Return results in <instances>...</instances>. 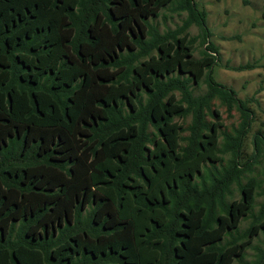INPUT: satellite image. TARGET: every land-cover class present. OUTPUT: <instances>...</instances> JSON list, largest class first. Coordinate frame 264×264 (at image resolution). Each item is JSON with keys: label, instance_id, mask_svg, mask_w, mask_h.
<instances>
[{"label": "trees", "instance_id": "1", "mask_svg": "<svg viewBox=\"0 0 264 264\" xmlns=\"http://www.w3.org/2000/svg\"><path fill=\"white\" fill-rule=\"evenodd\" d=\"M174 1L186 18L160 32L151 19ZM209 35L194 0H0V264L243 262L264 230V160L263 180L241 183L252 112L213 77ZM252 142L262 153L264 134Z\"/></svg>", "mask_w": 264, "mask_h": 264}, {"label": "rangeland", "instance_id": "2", "mask_svg": "<svg viewBox=\"0 0 264 264\" xmlns=\"http://www.w3.org/2000/svg\"><path fill=\"white\" fill-rule=\"evenodd\" d=\"M199 10L206 12V27L210 33L208 40L218 49V59L212 67V75L216 81L226 87L235 90L236 97L247 100V106L251 110V123L246 131L241 146L239 162L241 167L250 165L251 169L245 170L240 181L245 183L249 178L262 181V166L264 160V147L259 155L254 151V134L261 131L264 134V0H194ZM177 1L162 8L159 15L151 19L159 29L164 32L181 25L186 18L185 10H176ZM190 36H195L193 57L202 55V50L207 43H201L200 28L192 24L188 28ZM252 63L253 68L236 70L240 64ZM194 95L203 93L206 84L200 81L192 84ZM212 108H216L224 123V129L232 131L239 126L240 113L236 108L230 112L226 110L219 100H214ZM207 119L212 118L207 115ZM181 122V119H175ZM185 126L190 122V116L184 120ZM188 132L184 131L183 135ZM222 141V138H220ZM224 159L229 154H223ZM226 160H224V164ZM217 166H220L218 163ZM206 183L209 182L207 176ZM264 183L262 184V187ZM261 190V189H258ZM232 195L229 199H238L240 196L238 185L231 186ZM263 196H257L253 209V215L241 221L238 235L252 223L255 216L259 214L260 203ZM231 240L227 235L225 241ZM262 260L264 264V230L255 235L246 250L243 262L234 261V264H259Z\"/></svg>", "mask_w": 264, "mask_h": 264}, {"label": "flooded vegetation", "instance_id": "3", "mask_svg": "<svg viewBox=\"0 0 264 264\" xmlns=\"http://www.w3.org/2000/svg\"><path fill=\"white\" fill-rule=\"evenodd\" d=\"M22 226L19 225V224H16L14 226V230H13V233H12V237H14L15 239H17L19 236H20V231L19 229L21 228ZM24 235L26 237H29V236H33L34 233H36V235L38 236L40 233H44L45 235V223L44 224H41V225H38L36 228H33L32 225H28L25 227L24 231H23ZM23 235V236H24Z\"/></svg>", "mask_w": 264, "mask_h": 264}]
</instances>
